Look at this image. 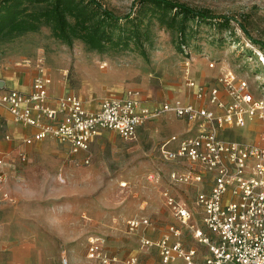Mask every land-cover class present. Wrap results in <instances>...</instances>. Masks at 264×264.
<instances>
[{
	"label": "rangeland",
	"instance_id": "1",
	"mask_svg": "<svg viewBox=\"0 0 264 264\" xmlns=\"http://www.w3.org/2000/svg\"><path fill=\"white\" fill-rule=\"evenodd\" d=\"M101 1L118 15H136L140 9L138 0ZM175 1L232 18L230 30L220 29L217 22L200 24L181 52L180 36L147 18L149 33L142 50L99 53L80 41L73 46L57 41L43 27L39 33L0 43V67L14 62L34 70L33 76L42 68L62 92L78 93L92 104L128 90L158 103L193 100L189 79L216 85L220 77L233 73L245 79L255 99L264 103V49L241 29L245 25L255 41L264 43V0ZM247 119L254 120L234 129L229 138L264 146V109L250 110ZM183 125L167 115L148 125L136 141L104 133L93 144L90 165L82 163L83 154L74 158L67 146L53 141L33 147L26 161L17 157L6 184L0 186L1 243L32 244L33 264H63L64 259L68 264H94L87 259V250L97 238L111 248L137 249L128 220L149 217L164 229L174 222L163 218L167 211L160 186L148 175L175 168L161 159L159 147L183 132ZM8 126L0 115V149L10 133ZM23 145L17 144L16 151H24ZM196 220L202 225L200 217Z\"/></svg>",
	"mask_w": 264,
	"mask_h": 264
},
{
	"label": "built area",
	"instance_id": "2",
	"mask_svg": "<svg viewBox=\"0 0 264 264\" xmlns=\"http://www.w3.org/2000/svg\"><path fill=\"white\" fill-rule=\"evenodd\" d=\"M50 83L41 68L31 92L0 90V106L16 122L38 129L21 143L32 145L51 138L67 145L73 155L86 154V164L91 163L94 139L104 131L136 141L142 126L165 115L187 125L184 132L173 134L159 147L161 159L175 168L148 175L151 183L160 186L167 217L174 222L157 238L138 237L141 253L126 257L113 251L104 239H92L89 261L145 264L144 257L156 252L160 264H264V146L228 136L253 122L247 119L250 110L264 109L245 79L229 73L218 84L207 86L189 79L187 87L198 103L177 99L145 106L139 93L128 90L104 98L95 110L87 109L76 94L60 97L58 107H52ZM18 156L21 161L27 159L25 151ZM9 160V155L0 153V185L7 178ZM159 225L149 217L127 221L131 234L142 229L157 232Z\"/></svg>",
	"mask_w": 264,
	"mask_h": 264
},
{
	"label": "trees",
	"instance_id": "3",
	"mask_svg": "<svg viewBox=\"0 0 264 264\" xmlns=\"http://www.w3.org/2000/svg\"><path fill=\"white\" fill-rule=\"evenodd\" d=\"M138 1L136 15H118L101 0H0V43L47 27L57 41L68 46L80 41L99 53L142 50L148 39L150 22L145 25V20L149 18L180 36L182 52L195 27L217 22L216 26L228 31L233 20L175 0ZM241 29L264 49V43L255 41L245 25L241 24Z\"/></svg>",
	"mask_w": 264,
	"mask_h": 264
},
{
	"label": "crops",
	"instance_id": "4",
	"mask_svg": "<svg viewBox=\"0 0 264 264\" xmlns=\"http://www.w3.org/2000/svg\"><path fill=\"white\" fill-rule=\"evenodd\" d=\"M33 74H34V70L25 69L21 66H17L14 62H9L6 65V67H4V69L0 67V81L3 82V83H1L2 88L0 90L1 91L19 90V91L24 92V93H29L32 91L34 78L36 77L35 75L33 76ZM48 77L50 78L49 75H48ZM125 92L126 91L121 93L119 96L123 95ZM189 93L191 94V96L194 99L193 100H186V101L198 103V101L194 97V94L190 90H189ZM68 94H76L79 97H81L83 99V101L85 103V107L87 109L95 110V109H98L101 105V102H99L97 104L88 103L78 93L71 92V91L62 92L61 89L57 85H53V82L51 81V83L49 85V103L52 107L57 108L58 107L57 100L60 97L68 95ZM142 101H143V105H145V106H152V105H155L158 103L157 101H154V100L147 101V100L142 99ZM167 101H169V100H167ZM0 115L5 117V119H7L9 121L8 127L10 130V133H7L5 135V141L2 142V147L4 149H0L1 154H6V155H9V157H10V160H9L10 163L6 169V174H7V178H8V173H9L10 167L12 166L11 162L16 161L17 157H19L18 156L19 152H18V150L16 151V145L20 144L21 140L35 135L38 132V129L35 127L25 126L21 123L16 122L15 119L10 114V112L5 107L0 106ZM165 116H167V115H165ZM165 116H163V117H165ZM163 117H161V118H163ZM160 119H158V120H160ZM158 120L151 121V122L145 124L144 126H142L139 129L138 137H140V135L143 133V131L147 128L148 125L154 124ZM183 127H184V129H186L187 125L184 123ZM107 132H114V131H104L97 138L94 139V141L91 145V151H90L91 163L93 160V154H92L93 144L96 142V140H98L101 136H103L104 133H107ZM114 133H116V132H114ZM116 134L119 136L118 133H116ZM7 136H10L11 138L8 139ZM47 141L56 142L57 144H60L63 147L67 146V145H65V144H63L57 140L49 138V139H46L44 141L34 143L32 145H26L25 144L21 148H23V150L27 153V158H28V156L31 157V152L33 151V147H35L41 143L47 142ZM70 154L74 158L81 157L80 156L81 154L80 155H73L71 152H70ZM83 155H84V159L82 160V163L86 164L85 163L86 154H83ZM90 164H86V165H90ZM7 178L0 186H4L6 184ZM163 218H168V217L165 214ZM162 229H164V228H161L157 232H153L152 230L142 229L140 232H138L136 234H132V236L136 240L137 247H138L137 249H134L132 251H127V250L117 249V248H111V249L113 251L119 253L123 257L141 253L139 242H138L137 238L143 234H148L149 236L157 238L160 236L161 231H163ZM33 247L34 246L32 244H29V243L17 244V245H10V244L8 245L7 243H1V232H0V264H33V259H32ZM144 262H145V264H160L159 258L157 256L156 252H152L149 255H146L144 257Z\"/></svg>",
	"mask_w": 264,
	"mask_h": 264
}]
</instances>
